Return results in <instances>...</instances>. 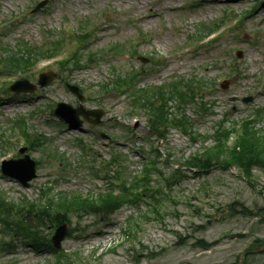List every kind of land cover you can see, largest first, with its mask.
<instances>
[{"label":"rangeland","instance_id":"1","mask_svg":"<svg viewBox=\"0 0 264 264\" xmlns=\"http://www.w3.org/2000/svg\"><path fill=\"white\" fill-rule=\"evenodd\" d=\"M42 1L0 0V163L26 147L38 164L27 188L0 172V196L14 208L42 206L52 193L126 201L104 216L66 211L58 254L0 227V264H264V252L245 253L264 240V212L242 214L264 207V168L247 177L238 165L201 175L183 166L217 129L227 146L244 122L264 131V0H46L34 12ZM43 73L56 77L40 87ZM23 79L33 93L9 91ZM175 79L193 87L186 104L169 97L186 130L136 103L164 87L169 96ZM67 85L84 108L102 110L99 125L58 121V103L79 105ZM175 170L182 177L169 179Z\"/></svg>","mask_w":264,"mask_h":264},{"label":"trees","instance_id":"2","mask_svg":"<svg viewBox=\"0 0 264 264\" xmlns=\"http://www.w3.org/2000/svg\"><path fill=\"white\" fill-rule=\"evenodd\" d=\"M28 64L29 61L27 60L17 61V65L25 66ZM11 65L18 67L14 64ZM192 88L193 87H191L189 83L180 82L175 86H171L170 94H173L178 100V103L183 105L186 104L187 98H190L194 95ZM165 92L166 91L161 92L160 90L155 91V93L152 92L151 99L146 97L144 94H142L141 97L136 95V103H145V106L144 104L143 106L148 107V110L155 109L158 111L159 117H157V119L159 121H164L165 119L169 125L174 126L175 123H179L182 128L185 130L188 129L189 127L187 125L189 122L182 116H177L179 118L174 117L171 119V113L169 112L170 106H168L170 100L167 98ZM162 101L165 103L164 105L159 103ZM163 109H165L164 113ZM160 111L162 112L160 113ZM153 115L156 118L155 112ZM176 127L178 126L176 125ZM241 128L242 131L240 132L239 136H237L236 141L232 146H227L230 136L229 133L223 128L217 129L214 135L211 137V139L214 140L213 145L209 146L208 148L205 147L202 151H199V153L189 157L186 162H184L183 166H186L189 171L194 172L195 174L199 173V175H201V173L207 174L209 170L214 168L223 167V169H227L228 165H238L243 174H245L247 177L251 175L252 169L254 167L264 168V142L262 141L264 137V131H258L253 122H244ZM35 143L36 142H33V144ZM146 171L149 174L150 171H148V169H146ZM172 173L174 175L169 177V179L173 177H182V173L178 172V170H175ZM124 185L125 183L123 186ZM139 186L140 183L136 181L134 183V187ZM128 192L132 194L131 197L133 199H136L137 197L139 198V196L134 194L131 190H128ZM2 196H0V227H7L10 232H13L16 235L15 237L23 239L25 236V239L28 240L27 244L29 243L33 245L35 251H42L50 254H58V252L53 249L49 238L44 236L41 237V233L39 232L44 227L46 228V221H48L51 226L59 225L60 223L66 221V211H82L85 213H94L104 216L114 213L120 208L122 203L126 201V198L122 197V195L117 196L111 193H106L105 195L99 196L98 198L80 196L62 198L61 193H52L49 196L48 201L42 206L36 207L34 204H28L29 207L27 205H17L14 208L13 204L9 201H6L4 196ZM230 211H235L233 206H231ZM263 212L264 207L259 209L257 212H251V210L245 211L244 209L242 214L251 216L254 214L258 215L259 213ZM11 242L6 244L8 248L12 247ZM203 245L204 247L206 246V244ZM263 245L264 240L256 239L249 248H255ZM59 259L61 258L58 256L57 260L59 261ZM237 263L238 261L235 264ZM55 264H58V262ZM244 264H246V261Z\"/></svg>","mask_w":264,"mask_h":264},{"label":"water","instance_id":"3","mask_svg":"<svg viewBox=\"0 0 264 264\" xmlns=\"http://www.w3.org/2000/svg\"><path fill=\"white\" fill-rule=\"evenodd\" d=\"M46 4V1H43L39 6L35 8L34 11H37L39 8L43 7ZM142 62H146L145 59L140 58ZM55 77V74H42L39 77L38 84L41 87L47 86ZM76 96L79 98V101L83 100V96L80 95L79 90L75 86H68ZM10 90L15 93L21 92H33L35 86L30 84L28 81H17L15 82ZM250 98L244 99L245 102H248ZM54 114L64 120L66 123L72 127L78 128L81 126L83 120L91 124H99L100 118L103 114L101 110H86L83 106L79 105L77 108H73L71 105L65 103H59L54 110ZM82 119H81V118ZM93 117V119H92ZM102 138H106L104 134H101ZM21 153L25 152V149L20 151ZM2 173L4 176L10 177L11 179L19 182L23 187H28L29 182L36 177V163L28 155H25L21 159H12L4 161L1 167ZM67 234L66 224L61 225L55 231V234L52 237V243L55 248L59 249L61 247V242L64 240ZM254 252H264V247L256 249Z\"/></svg>","mask_w":264,"mask_h":264},{"label":"bare ground","instance_id":"4","mask_svg":"<svg viewBox=\"0 0 264 264\" xmlns=\"http://www.w3.org/2000/svg\"><path fill=\"white\" fill-rule=\"evenodd\" d=\"M129 4V3H128Z\"/></svg>","mask_w":264,"mask_h":264}]
</instances>
